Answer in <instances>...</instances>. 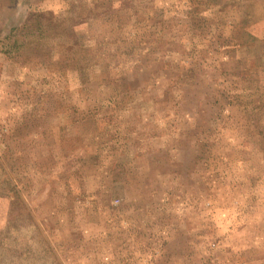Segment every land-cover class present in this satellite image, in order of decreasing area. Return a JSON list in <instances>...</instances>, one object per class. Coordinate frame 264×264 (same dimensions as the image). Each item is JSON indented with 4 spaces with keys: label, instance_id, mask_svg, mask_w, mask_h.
Masks as SVG:
<instances>
[{
    "label": "rangeland",
    "instance_id": "obj_1",
    "mask_svg": "<svg viewBox=\"0 0 264 264\" xmlns=\"http://www.w3.org/2000/svg\"><path fill=\"white\" fill-rule=\"evenodd\" d=\"M0 264H264V0H0Z\"/></svg>",
    "mask_w": 264,
    "mask_h": 264
}]
</instances>
